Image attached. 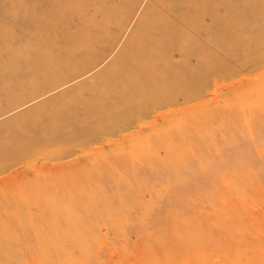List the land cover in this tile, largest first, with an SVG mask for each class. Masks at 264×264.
I'll return each instance as SVG.
<instances>
[{
    "label": "rangeland",
    "instance_id": "rangeland-1",
    "mask_svg": "<svg viewBox=\"0 0 264 264\" xmlns=\"http://www.w3.org/2000/svg\"><path fill=\"white\" fill-rule=\"evenodd\" d=\"M16 2L24 13L27 8L21 4L31 0ZM169 2L173 1L111 0L121 5L119 16L128 5L136 7L114 51L94 72L116 56L144 13L150 17L144 16L143 32L150 29L148 20L159 7ZM205 6L214 11L205 16L206 26L214 16L246 26L244 31L234 27L235 41L229 50L245 52V59H252L249 65L257 57L260 69L237 78L264 74V54L259 53L264 48L256 47L264 44V0L195 3L196 11ZM253 32L255 53L249 55L245 45ZM108 33L113 34V29ZM86 78L22 104L41 83L17 76L8 84L0 76L4 84L0 111L7 103L17 106L0 115V264H264V113H239L235 104H222L224 98L255 87L240 88L236 83L237 91H222L215 98L220 105L196 126L199 132L180 128L162 138L143 134L121 142L122 136L139 129L135 124L105 138L120 143L96 157L86 155L90 149L75 147L73 157L49 162L43 153L63 146L53 139L51 147L37 141V122L49 116L48 107L59 104L53 102L57 96ZM263 86L264 82L258 88ZM213 89L203 101L213 100ZM30 149L38 154L1 172ZM45 161L57 166L48 168ZM33 165L45 169L34 172Z\"/></svg>",
    "mask_w": 264,
    "mask_h": 264
},
{
    "label": "bare ground",
    "instance_id": "bare-ground-1",
    "mask_svg": "<svg viewBox=\"0 0 264 264\" xmlns=\"http://www.w3.org/2000/svg\"><path fill=\"white\" fill-rule=\"evenodd\" d=\"M172 1L161 5L159 12L152 11L154 18L147 19L151 26L145 28L146 33L142 30L146 22L144 13L116 56L105 68L94 72L114 51L135 10V3L123 8L119 16L116 14L121 5L110 3L111 0H51L50 3L31 0V3L21 4L27 8L24 13L16 0H0V76L8 79V84L17 76L28 78L27 82L41 83L22 104L88 77L57 96L53 102L59 104L48 107L49 116L37 122L36 135L40 137L37 141L51 147L49 141L53 139L63 146L43 151L49 162L73 157L75 147L90 149L86 155L96 157L120 143L105 138L115 137L120 130L127 132L135 124L139 129L122 136L121 142L143 134L161 137L176 133L180 128L199 132L196 126L200 127L201 120L207 119L220 105H216V99L227 88L237 91L238 86L255 87L245 94L224 98V106L235 104L239 113H264V86L258 88L264 82V74L237 78L241 74L259 72L258 58L249 65L252 59H245V52L229 50L235 41L234 27L244 31L246 26L241 28L238 20L227 23L216 16L211 17L206 26L205 16L212 15L213 9L205 6L196 11L195 3L200 0ZM146 16L149 18L150 13ZM110 29L113 34L108 33ZM256 37L253 32L245 45L249 55L255 53ZM256 47L264 48V44ZM263 51L259 53L263 55ZM47 79L51 80L45 83ZM232 79L236 80L233 84L228 82ZM2 86L0 84V89ZM212 88L213 100L203 101ZM7 105L0 115L17 107L12 103ZM149 118L151 120L145 121ZM97 145L103 147L100 149ZM36 154L32 149L27 150L21 157H14L1 172ZM38 167L33 168L34 172L45 169ZM12 191L17 193L15 189ZM21 191L24 194L23 189Z\"/></svg>",
    "mask_w": 264,
    "mask_h": 264
}]
</instances>
